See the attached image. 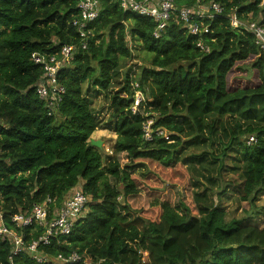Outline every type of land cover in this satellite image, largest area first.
I'll return each mask as SVG.
<instances>
[{
	"label": "trees",
	"instance_id": "trees-1",
	"mask_svg": "<svg viewBox=\"0 0 264 264\" xmlns=\"http://www.w3.org/2000/svg\"><path fill=\"white\" fill-rule=\"evenodd\" d=\"M173 1L176 10L211 2L223 10L194 18L209 30L194 35L176 13L158 30L152 17L122 10L119 0H99L82 49L72 25L78 0H0V214L22 240L12 253L11 238H0V264H51L72 253L79 259L65 264H264V226L225 221L218 203H197L194 184L209 188L192 182L178 159L186 143L205 140L221 176L236 146L244 163L239 200L251 208L264 193V53L251 32L230 24L233 14L264 22V0ZM64 45L74 50L58 69L64 93L51 108L36 93L43 67L32 56L60 59ZM136 47L148 65L134 72L128 62ZM136 90L142 99L132 112ZM92 92L106 100L107 118L93 111ZM224 116L235 123L216 153ZM101 129L115 135L105 154L89 141ZM229 185L211 194L220 197ZM76 188L87 211L68 234L42 243L44 226L13 221L43 203L51 219ZM33 241L46 261L28 250Z\"/></svg>",
	"mask_w": 264,
	"mask_h": 264
},
{
	"label": "built area",
	"instance_id": "built-area-1",
	"mask_svg": "<svg viewBox=\"0 0 264 264\" xmlns=\"http://www.w3.org/2000/svg\"><path fill=\"white\" fill-rule=\"evenodd\" d=\"M78 13L77 17L73 20L72 25L75 26L79 32L82 41H80V47L86 48L87 42L85 25L94 20L99 12V0H78ZM119 7L124 11L136 12L141 15H147L152 17L157 22V29L162 30L166 25L173 13L177 14L179 20L189 24L190 32L194 35H201L207 33L208 26L200 25L197 22H192L196 17L207 16L212 18L217 14H222L223 7L217 2H211L205 9H199L198 11L192 8H179L176 10L173 0H119ZM230 24L232 27L242 26L247 31L251 32L254 36L255 43L258 48L264 53V22L258 21H240L234 14L230 16ZM157 35V32H154ZM198 45L201 48H205L200 42ZM207 49V48H205ZM74 47L72 45H64L59 51L60 59H57L55 55L44 57L41 55H33V61L37 64H41L43 67V75L36 86V93L39 98L47 101L49 107L55 108L61 101L64 93V88L57 82L58 69L63 65V60L68 58L73 52ZM62 59V60H61ZM134 71V69H133ZM134 87H137V83H134ZM142 95L139 91H135L134 105L132 106V112L136 111L138 103L141 101ZM53 110L48 111L50 114ZM151 120H146L142 125V130L145 139L151 138ZM157 134H162V131H157ZM254 141L250 137L248 143ZM87 196L80 189L76 188L64 199L61 206L55 210L51 219H48L49 212L46 203L37 204L32 208L31 214L23 217L22 215H15L13 221L17 224H30L32 222L37 223L40 226H44V234L39 238L42 243H47L50 236L56 234H68L76 219L81 217L87 211ZM50 202V199H47ZM8 236L13 243L12 253L18 252L22 247V240L14 233L9 231L7 227L1 221L0 214V238ZM37 241H33L28 250L33 253V257L38 261H46V258L35 254ZM79 259L76 253H72L69 256H57L51 264H65L77 261Z\"/></svg>",
	"mask_w": 264,
	"mask_h": 264
},
{
	"label": "rangeland",
	"instance_id": "rangeland-1",
	"mask_svg": "<svg viewBox=\"0 0 264 264\" xmlns=\"http://www.w3.org/2000/svg\"><path fill=\"white\" fill-rule=\"evenodd\" d=\"M133 54L134 58L128 62V66H130L132 70L134 69V72L139 66L148 65V62L144 59V56H146L145 52L140 50L139 47H136ZM92 93L96 95L95 92ZM93 102V111L97 113L99 117L103 119L107 118V103L103 95H96ZM219 122L220 126L216 130L213 143V150L216 153L220 151V140H225L227 138V131L235 123V118L224 116L221 117ZM91 138L101 141V146H103L101 152L105 154L110 152L109 148L112 145L115 135L111 131L101 129L94 131ZM204 141L205 140H200L196 143H186L182 151L178 154V159L182 160L187 167V176L190 180L194 182L195 179H199L209 188L206 190L199 183L194 184L192 195L197 203L201 205H215L218 203L224 211L225 221L240 219L242 223L254 224L259 227L264 226V193L257 196L251 208L247 203L240 201L238 198V192L243 179L242 173L244 171V163L241 159V155L238 154V148L234 146L228 151V155L224 159L225 167L223 174L218 176L217 163L204 153L207 150ZM226 183L230 185L227 187L225 194L220 197L211 194V190L215 191L219 185Z\"/></svg>",
	"mask_w": 264,
	"mask_h": 264
},
{
	"label": "water",
	"instance_id": "water-1",
	"mask_svg": "<svg viewBox=\"0 0 264 264\" xmlns=\"http://www.w3.org/2000/svg\"><path fill=\"white\" fill-rule=\"evenodd\" d=\"M90 144L96 147H101V141L100 140H94L93 138L89 139Z\"/></svg>",
	"mask_w": 264,
	"mask_h": 264
}]
</instances>
